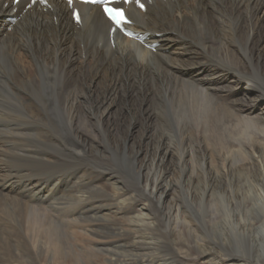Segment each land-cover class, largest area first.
I'll list each match as a JSON object with an SVG mask.
<instances>
[{"label":"bare ground","instance_id":"1","mask_svg":"<svg viewBox=\"0 0 264 264\" xmlns=\"http://www.w3.org/2000/svg\"><path fill=\"white\" fill-rule=\"evenodd\" d=\"M11 3H0V202L16 205L32 246L18 245L11 231L3 237L0 228V253L11 237L15 255L26 264L84 263L65 228L39 208L17 201L29 197L30 189L43 200H56L50 206L53 216L84 234L107 264H160L158 254L150 257L146 251L162 242L178 252L175 258L171 254L174 261L170 254L163 256L162 264L177 263L182 254L184 260L192 258V244L206 264H223L226 255L211 246L207 235H197L191 216H184L178 202L183 196L189 202L219 203L243 236L264 231V209L254 212L249 205L253 195L264 208V91L255 84L264 86V0H146V12L129 9L130 29L138 39L120 33L111 38L112 24L96 7L79 5L78 26L59 0H52L46 12L25 11L28 0H22L16 14ZM9 17L17 22L11 24ZM240 87L249 92L242 95ZM185 91L190 92L188 110L201 120L192 129L185 106L176 100ZM10 93L27 110L26 118L11 110ZM46 115L52 116L50 125H67L64 134L73 140L59 147L76 165L51 176L39 190L36 183L21 190L35 154L26 141L31 130L47 125ZM175 117L173 139L168 127ZM241 123L255 128V138L246 148L224 147L220 142L226 139L238 143L233 128ZM116 156L127 159L126 175L113 169ZM245 181L256 190L244 188ZM89 187L110 199L83 201L91 197L85 191ZM66 194L74 197L72 203L63 202ZM105 220L115 224L107 226ZM150 230L161 234L159 240ZM260 246L257 255L252 253L255 262L228 257L230 264H264Z\"/></svg>","mask_w":264,"mask_h":264},{"label":"rangeland","instance_id":"2","mask_svg":"<svg viewBox=\"0 0 264 264\" xmlns=\"http://www.w3.org/2000/svg\"><path fill=\"white\" fill-rule=\"evenodd\" d=\"M261 77L262 78H260V79H264L263 76H261ZM256 81L257 80H255V84L257 86H259V87H262L261 89H262V91H264V86H260L261 84L259 82L256 83ZM262 81H264V80H262ZM262 85H264V84H262ZM239 90H240L242 95H244L245 93L249 92V91H247L246 89H244L242 87H240ZM0 93H1V91H0ZM188 93H190V92H186V91L182 92L183 95L179 96V97H177L178 96L177 95L176 96L177 97L176 100L177 101L180 100L178 103L183 108H184V106H185V108L187 107L186 109L184 108V110L186 111L185 118L187 117L186 121H187L188 128L192 129L193 127L194 128L198 127V125H200V121L201 120L197 119V114L195 112L193 113V111H189L188 110V104H187V98H186L188 96ZM191 94L193 96L196 95L195 93H191ZM196 97H197V95H196ZM202 98H204L208 102L210 101L209 103H210V105H212V102H211L210 99L205 98V97H202ZM13 99H14V101H13ZM15 100H16L15 96L10 93L9 101L10 102H14L13 103L14 108L11 109V110L14 111L13 113L18 114L17 115L18 117H22L20 119L26 118L27 110L25 109L24 106L18 105ZM40 108L42 109V107H40ZM188 111H189V113H188ZM189 117L192 118V120ZM51 118H52V116H48V115L44 116V120L47 121V125L45 124V126H42V127L37 126L36 128H34L33 130L30 131V134H29L30 136H28V140L26 142L31 146V149H32V151L35 154L33 155V158H32V162H31L32 164L30 165L29 168L26 169V171L24 173V178L22 179V183L19 186L20 189L22 188L21 190H23V188H25L27 185H34L35 186L36 184H38V186L36 188L39 190L42 187H44L45 185H47L49 183V181L53 180V177H56L59 173L70 171L76 165V164H73V163L70 162L69 159H71V156L68 154V152L64 151L63 148L59 147V145H62L63 143H69L70 141L73 140L72 137L67 136L66 134H64V132H66L68 130L67 129V125H65V124H57V123H56L57 127L53 126L52 124L50 125L49 120ZM195 119H196V121H195ZM173 120L171 119V121L169 122L170 126L168 128H169V131H172V132H170V136H172L173 139H175L176 134H173V133L177 132L176 130H177V125H178V120H177L176 117L173 118ZM193 121H195V123ZM190 122H192L193 124L190 123ZM176 123H177V125H176ZM207 123L209 124L208 120H207ZM224 124H225V120H224ZM62 125H63L64 128L62 127ZM225 125H227V124H225ZM43 127L45 129H43ZM224 128H227V127L224 126ZM37 130H38L39 133H42V134L41 135L38 134ZM233 130L236 132V133H234L233 136H234L235 140L238 143L236 144V142H234V143H231L229 141L227 142V139L225 138L226 140L224 142L222 141L220 143L226 148H228V147L230 148L231 147L232 150H233V147H234V149L235 148L236 149H241V148H244V147L246 148V146L248 144L247 141L250 140V139H254L255 138V136L252 135V133L255 132V128H250L249 129V128L244 126V123L238 124L237 126L235 125ZM242 130H244V132ZM33 131L35 132V134L33 133ZM57 135H59V136H57ZM210 140H211V142L214 143V140H212L210 135H209L208 143L213 145V143H211ZM229 143H231V144H229ZM37 147L40 148L39 151H38ZM212 147L213 146H211V149H212ZM119 157L120 156H116L115 157L116 159L114 158V159L111 160V163H112V165L114 167L113 169H116L120 174H125L126 175L125 162H127V159L124 158L123 156H121L120 158ZM59 158H60L61 161L59 160V161L55 162V159H59ZM33 162H34V164H33ZM53 173H54V175H53ZM31 174H32V176H31ZM51 176H53V177L51 178ZM23 182H25V183H23ZM39 182H40V184H39ZM252 186H254L253 182H250V181L246 182L245 181L243 187L244 188H249V187H252ZM31 188H34V187L31 186ZM252 188L256 190L255 187H252ZM98 189L99 188H95V187L87 188L85 191L89 192L90 193L89 196H91V197L85 198V199H83V201L84 200H90V199H93V198H96V197H101V196L104 199H107V200L110 199V197L107 194L101 193ZM183 190L184 189H180L179 191H183ZM30 196L31 197L33 196V197L31 198ZM177 197L178 196H176V198ZM27 198H29L28 201H27ZM183 198H184V196L181 199H178V202L184 208V211H185L184 216H186V217L191 216V218L193 219L192 222L194 224V230L197 232V235H200L201 237H203L202 234L207 235V237H208L207 240L210 241L211 246L215 247L217 249V251H219V252H221V253L226 255L225 256L226 258L223 260V264L232 263L231 262L232 261L231 258H228V257H234V258H232L234 260H239V261L243 260V262H245V263H247V262L248 263L255 262V258L256 257L254 255L258 254V251L260 250V247H261L260 245L264 246V231L263 230H260V232H256V230H255V233L253 231V234H252V232H249V234H245L243 236L241 233H237V232L234 231V228H233L234 226L233 225L235 224L236 219L234 221L232 219H229L227 214L222 212L223 210H221V208H220L221 206H220L219 203L215 202L214 205H210L209 203L201 202L200 200L198 202H194V201L193 202H191V201L189 202L188 200L183 199ZM20 199L21 200H17L19 203H21L23 205L25 204L26 206L34 208V209H38L39 208L38 209L39 211H41L42 213H45L48 217H51V219L54 222H56V224H58L60 227L65 228L67 230V232H68L67 236H69L70 240L73 241V243H75L77 245V247H78L77 250L82 255V256H79L83 260V261L81 260V263L84 262L82 264H107V263H105L104 259L101 257V255L99 253L93 252L90 249L89 243L84 238V234H80V232L77 231L75 229V227H73L71 225H68V224H65L63 222H60V219L56 215V213H55L56 217L53 216L54 214L52 212V207H50V206L52 204H54V202L56 200H50V201H48L47 199L43 200L44 198L41 197L33 189L32 190L30 189L29 197L27 195L26 198H23V199L20 198ZM24 199H26V200H24ZM63 199H64L63 200L64 203H69V202L72 203L74 201V197L72 195H68V194H66L63 197ZM249 199H250L249 200V205H251L252 207L255 206L253 208L255 210L254 212H256V210H259V212L263 211L264 208L261 207L262 206L261 203H260L261 200H260V202H257V200L255 199V197L253 195L250 196ZM78 203L79 202L73 203L71 208L72 207L75 208V206H77ZM0 205L1 206L4 205L3 211H0V228H2L1 229V231H2L1 233L4 232L2 236L4 237V235H6V233H5L6 230L7 231H11L12 234H14V236L17 235L16 237H18L22 241L21 242L18 239V245L21 244L20 246H22V247L26 246V247L31 248L32 241H31V238H29L30 236L27 233V229L24 226L25 223L23 222L21 224L20 221H18L19 220V211L15 207L16 205H13V203H10V202L6 203V201L3 202V200H2V202H0ZM34 205H36V206H34ZM255 214H257V213L250 214L249 216H253ZM259 214H261V213H259ZM10 217H11L12 220L10 219ZM97 218H99V217H97ZM103 218L108 219L107 216L106 217L103 216ZM207 220H209V221H207ZM261 220L264 221L263 217L261 218ZM205 221H206V223H205ZM103 222L107 226H112L113 224H115L113 222V220H110V221L109 220H107V221L105 220ZM22 229H24V230H22ZM165 230H166V227L164 229H162V232H161L164 235L166 234ZM221 231H223V233ZM77 232H79V233H77ZM149 234H150V236H152L154 241L159 240L158 238L161 237L160 233L159 234L157 232L154 233L151 230L149 231ZM221 234H224V235H222V238H220ZM25 239H26V241H25ZM12 241L13 240L11 239V237L8 238V240H7L8 244L7 245L8 246L11 245L12 247L8 248V246H7L6 248H3V251H1V253H0V262H1V264H23V263L26 264V262L23 259L24 257L20 258L19 256L17 257L15 255V253H16L15 251H16V248H17L16 247V242H12ZM219 242H220V244H219ZM255 244H257V247L252 246V245H255ZM12 248H13V250H10ZM118 249L119 248H116L115 250L119 251ZM117 251H114V252H117ZM154 252H155V255L158 254V255H156V257H157V261H160V264H162V262H163V261L161 262L163 256L166 257L167 255H169V254L171 255L173 253L172 255L175 258V256L178 254L177 250H173V247H171V245H169L168 242H166V243L162 242L159 245V247H157L156 249L146 251V253H148L150 255V257L152 256L151 254L154 253ZM156 252H158V253H156ZM190 253H192V258H190V259L188 258L187 260H184V257L186 255L184 256V254H182L181 255V260L178 259L177 263H174V264H179L180 261L182 262V264H206V262H205L206 259L200 258L198 256L197 253H199V250L193 244H192V248H191ZM164 254H166V255H164ZM172 255H171V261H174L173 260L174 258L172 257ZM33 256L36 257L35 254ZM152 257H154V256H152ZM168 258L170 259V257H168ZM163 259H165V258H163ZM134 264H135V262H134ZM136 264H139V263H136Z\"/></svg>","mask_w":264,"mask_h":264},{"label":"snow or ice","instance_id":"3","mask_svg":"<svg viewBox=\"0 0 264 264\" xmlns=\"http://www.w3.org/2000/svg\"><path fill=\"white\" fill-rule=\"evenodd\" d=\"M15 3H19L20 0H14ZM41 3H45L46 0H40ZM92 2H95V0H92ZM32 3H36V0H32ZM69 3H72V0H69ZM142 7V5H141ZM105 12L108 14L109 18L116 23L118 26L122 23H126V20L124 18V13L122 9H116L111 7H105ZM79 19L77 15V20Z\"/></svg>","mask_w":264,"mask_h":264}]
</instances>
